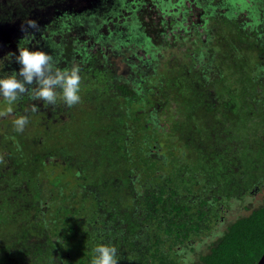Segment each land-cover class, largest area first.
<instances>
[{"label": "trees", "instance_id": "16d2710c", "mask_svg": "<svg viewBox=\"0 0 264 264\" xmlns=\"http://www.w3.org/2000/svg\"><path fill=\"white\" fill-rule=\"evenodd\" d=\"M198 3L201 30L194 24L169 37L163 16L153 23L131 15L125 28L106 33V6H93L56 48L50 38L39 43L61 68L80 67V91L95 109L87 127L83 119L68 132L77 147L90 136L96 157L78 150L67 165L72 182H44L28 154L16 155L19 165L0 179V264H89L100 242L116 246L118 264H257L264 197L252 194L264 195V0ZM16 64L0 63V72L18 71ZM16 103L28 124L46 105H66L27 93ZM209 112L217 126L232 119L239 132L232 158L199 138ZM189 121L199 126L179 135ZM253 198L259 202L248 205Z\"/></svg>", "mask_w": 264, "mask_h": 264}, {"label": "rangeland", "instance_id": "374dc122", "mask_svg": "<svg viewBox=\"0 0 264 264\" xmlns=\"http://www.w3.org/2000/svg\"><path fill=\"white\" fill-rule=\"evenodd\" d=\"M93 6H106L100 8L107 12V21L102 26L103 32L106 33L112 31L116 24L120 29L125 28L122 22L131 15L143 17L145 21L153 23H157L163 16L168 23L169 37L174 34H185L194 24L200 29L203 24L200 17L203 6L198 3V0H0V63L15 62L14 56L8 59L6 54L16 52L22 37L33 48H37L39 43L41 45L46 38H50L55 43H47V45L56 48L61 43L64 30L84 22L86 16H92L90 13H93ZM240 17L247 19V9L240 13ZM28 20L36 21L38 28H28L26 26ZM84 39L88 40V37L85 35ZM88 42L93 43L92 39ZM91 49L97 52L100 46L93 43ZM104 49L105 53L110 51L108 46ZM137 54L144 55V52L140 49ZM99 56L102 57V52ZM136 57L132 56V58ZM80 96L79 103L72 107L65 105L60 108L57 106L55 109L46 105L39 113L34 114L38 120H34L32 124L27 123L22 132H17L12 123L19 117L16 114L17 103L12 105L11 112H6L7 103L0 97V179L15 171L19 165L17 156L26 157L28 154L27 158L35 161L32 163L37 166L38 169L35 172L38 173L41 181L47 182L55 176H64L62 180L73 181L75 171L68 169V162L70 160L76 162L75 154L77 155L78 150L82 152L83 148L87 149L89 158L93 160L96 157L93 154L97 145L91 148L89 136L87 145L82 144L86 147H77L74 133L69 135L72 128L79 126L80 120L84 119L83 126L87 127L88 113L95 109L93 104H89L85 93L80 91ZM213 114V112L206 113V117L203 116L199 120L203 124L202 135L199 138L202 141H209L208 143L219 152L232 158L233 154L241 149L239 146L241 144H238L239 132L234 129L232 119H222L217 126L213 122L215 120L211 119ZM221 118L224 117L221 116ZM198 126L195 121H189L176 132L184 136L193 133ZM171 127L173 128V125L169 128ZM162 142L163 146L169 143L164 142L163 139ZM50 150H54L52 154H48ZM222 215L224 219L228 218L225 212H222Z\"/></svg>", "mask_w": 264, "mask_h": 264}, {"label": "clouds", "instance_id": "9594fccd", "mask_svg": "<svg viewBox=\"0 0 264 264\" xmlns=\"http://www.w3.org/2000/svg\"><path fill=\"white\" fill-rule=\"evenodd\" d=\"M26 26L38 28L34 20H28ZM13 56L19 65L18 71L14 69L6 74L0 72V97L7 103L6 112H11L12 105L26 93L33 101L45 104H55L57 99H61L68 107L79 103L81 76L78 65L61 68L47 51L31 47L24 37L18 42L15 53L6 54L8 59ZM37 107L33 104L32 111H36ZM12 123L17 132H22L27 119L19 116ZM118 260L116 246L100 242L92 249L89 264H118Z\"/></svg>", "mask_w": 264, "mask_h": 264}, {"label": "flooded vegetation", "instance_id": "af4514ba", "mask_svg": "<svg viewBox=\"0 0 264 264\" xmlns=\"http://www.w3.org/2000/svg\"><path fill=\"white\" fill-rule=\"evenodd\" d=\"M255 190H259V189L257 188V189H255ZM255 190H253V192H254ZM251 194H252V193H251ZM256 194H257V195H256ZM254 195L257 197V198L255 197V198H256V199H259V200H261V199L264 197V195H262V192H259V191H258V193H253V194H252V196H254ZM259 200H255V199L253 198L252 201L249 200L250 202H248V203H249L248 205H252V206H253L254 203H258ZM220 220H224V215H222V216L220 217Z\"/></svg>", "mask_w": 264, "mask_h": 264}, {"label": "water", "instance_id": "95a60500", "mask_svg": "<svg viewBox=\"0 0 264 264\" xmlns=\"http://www.w3.org/2000/svg\"><path fill=\"white\" fill-rule=\"evenodd\" d=\"M257 264H264V253L262 254V256L260 257L259 261L257 262Z\"/></svg>", "mask_w": 264, "mask_h": 264}]
</instances>
